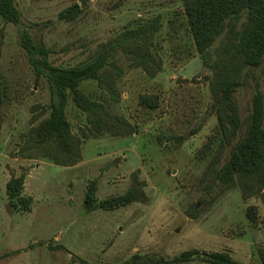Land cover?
Segmentation results:
<instances>
[{
  "label": "rangeland",
  "instance_id": "374dc122",
  "mask_svg": "<svg viewBox=\"0 0 264 264\" xmlns=\"http://www.w3.org/2000/svg\"><path fill=\"white\" fill-rule=\"evenodd\" d=\"M14 2L20 23H7L0 16V264H158L191 251L200 256L225 252L239 263L258 264V250L264 247L262 199L243 200L237 185L228 189L216 179L213 170L229 158L230 147L217 165H211L221 150V137L210 81L229 77L243 82L234 95L243 122L235 143L245 136L254 96L264 95V59L260 67L234 75L220 65L221 46L228 39L236 42L246 12L217 37L206 65L182 27V0ZM75 4L81 6L80 15L60 20V14ZM158 16L153 52L162 68L155 78L120 54V103L111 102L95 81L81 84L92 100L127 118L136 133L115 137L91 132L85 114L69 99L67 117L73 133L83 140L82 160L65 167L29 151L30 129L50 116L56 98L19 44L21 33L27 30L50 49L53 65L81 67L123 30ZM142 94L158 96L159 107L140 106ZM33 118L38 119L34 124ZM21 175L22 198L31 199L28 212L12 208L6 192L8 181ZM135 177L145 202L115 210L101 207L103 200L132 188ZM94 182L96 203L90 210L85 201ZM251 211L255 216L249 217ZM179 264L209 263L197 257Z\"/></svg>",
  "mask_w": 264,
  "mask_h": 264
},
{
  "label": "trees",
  "instance_id": "16d2710c",
  "mask_svg": "<svg viewBox=\"0 0 264 264\" xmlns=\"http://www.w3.org/2000/svg\"><path fill=\"white\" fill-rule=\"evenodd\" d=\"M184 8V31L194 46L196 53L207 65L210 51L217 37L226 31L229 22L240 19L246 12V22L242 31L234 37L236 42L228 39L219 51L220 65L228 67L231 74L242 72L245 68H258L264 59V0H182ZM81 13V6L75 4L63 11L59 18L64 21L75 20ZM0 16L7 23L19 24L21 13L14 0H0ZM161 18L155 17L148 23L128 28L117 34L104 45L91 62L81 67H58L50 61L52 51L35 41L27 30L20 35L19 44L29 56L38 78L45 77L51 85L53 101L50 116L32 126L28 134V150L35 151L43 157L61 166H74L82 160V138L76 136L67 117L69 99L86 116L90 131L96 134L109 133L115 137H129L136 133V128L127 118L110 113L107 106L92 100L86 95L81 84L95 81L98 88L108 95L113 103L121 102V93L117 81L123 70L118 66L120 54L137 68L143 69L147 76L155 78L162 65L153 52L155 37L160 30ZM233 28L227 32L233 33ZM233 48V49H232ZM227 56V53H229ZM243 82L233 78H217L210 81L213 109L218 120V132L221 137V150L211 165H217L222 152L230 147V156L219 168L214 169L216 179L226 188L238 186L243 200L260 196L264 205V95L257 92L253 98V111L248 118L245 136L236 143L242 131L243 122L234 103L237 88ZM3 74L0 68V130L3 123L1 108L3 105ZM140 106L155 110L159 107L156 95L142 94ZM38 119L33 118L32 124ZM83 137L86 132L81 130ZM24 150V149H23ZM25 151V150H24ZM34 155V154H33ZM210 165V166H211ZM212 167H210L211 169ZM25 176L12 177L7 183V196L10 206L17 211L31 210V199H23ZM95 182L91 184L86 207L93 209L96 203ZM135 202H145L141 184L134 178V184L124 195L114 196L101 202L106 210L126 207ZM249 217L255 216L251 211ZM259 262L264 264V247L258 250ZM199 257L209 264H242L235 261L230 254L214 252L200 256L197 251L184 252L174 260H161L158 264H179ZM83 264H90L83 261Z\"/></svg>",
  "mask_w": 264,
  "mask_h": 264
}]
</instances>
